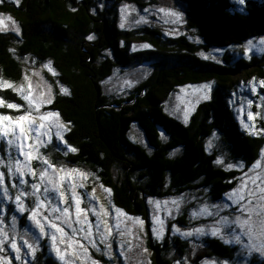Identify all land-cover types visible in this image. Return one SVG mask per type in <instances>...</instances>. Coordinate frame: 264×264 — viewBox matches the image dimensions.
Here are the masks:
<instances>
[{
  "label": "trees",
  "instance_id": "1",
  "mask_svg": "<svg viewBox=\"0 0 264 264\" xmlns=\"http://www.w3.org/2000/svg\"><path fill=\"white\" fill-rule=\"evenodd\" d=\"M244 1L242 11L233 0H190L187 25L202 40L198 46L186 35L167 36L158 27L121 28L120 6L130 3L143 9V0H1L0 14L13 15L19 33L0 32V99L26 108L25 97L15 90L30 66L51 63L56 76L46 78L53 100L43 109L58 114L66 126L64 141L50 140L44 149L54 165L59 161L87 170L110 190L117 208L145 220L150 219L152 199L203 189L211 201H219L236 188L240 176L215 163L220 153L228 152L232 162L250 168L264 145V133L257 137L241 129L233 104L239 75L264 82V53L247 57L231 51L264 37V0ZM141 40L152 48L134 51L133 44ZM202 50L224 54L218 60L205 59L199 54ZM116 72H142L143 83L128 89L125 97L111 98L105 82ZM206 82L213 83L211 96L187 124L168 113V102L181 88ZM258 94L263 95L264 88ZM21 114H26L23 108L17 112L0 106V115L16 119ZM134 127L148 147L133 139ZM215 134L222 151L207 147ZM7 139L0 140V168L9 179V153L15 160L18 149L9 148ZM28 216L26 212L20 218L21 225ZM185 219L179 220L183 226ZM149 237L153 264H174L188 254L189 244L180 236L154 242L149 231ZM205 243L208 251L198 254L194 264L213 256L233 258V251L220 240ZM35 260L57 264L46 243Z\"/></svg>",
  "mask_w": 264,
  "mask_h": 264
},
{
  "label": "rangeland",
  "instance_id": "2",
  "mask_svg": "<svg viewBox=\"0 0 264 264\" xmlns=\"http://www.w3.org/2000/svg\"><path fill=\"white\" fill-rule=\"evenodd\" d=\"M15 1V0H11ZM190 0H143V3L146 4V7L141 9L139 6L130 3H123L120 6L119 11V23L121 28L127 31H133L143 26L148 27H158L161 29L167 36L178 37L181 35L188 36V39L198 46H201L202 40L196 35V32L189 29L188 23V3ZM240 8L244 11L246 3L243 4L239 0H233ZM1 4V0H0ZM163 9V11H160ZM147 10V11H145ZM170 13L178 14L182 17L181 20H177L175 15H170ZM10 18V19H9ZM146 20L147 23L142 22ZM0 19L4 20V25L0 26V32H12L19 33V24L16 19L11 14H0ZM188 28V29H187ZM18 29V33L17 30ZM264 40V37L253 38L247 42L242 47H234L231 51H234L236 55L238 53H243V55L249 57L251 55H259L264 53V44H261L260 41ZM148 45V47H145ZM152 48L145 41H136L132 49L134 51L147 50ZM220 53V54H219ZM199 54L205 58L214 57L215 59H221L224 51L222 50H213L211 53H206L203 50ZM221 61V60H219ZM32 70H29L20 86L17 88L19 94L24 97H30L34 107H30L29 102L25 99L27 107L23 108L26 114L32 116V123L26 124L25 127L28 132V139L24 141L25 151H31L28 147L29 145L39 144L38 151L40 155L44 156L59 173L60 168H64L66 171L76 169L78 172L86 174V179L74 174L71 180L65 179L62 189L65 192L67 203H63L60 199L59 192H50L49 200L51 205L46 207H55L59 209L68 208L70 217L72 221V228L67 226V223H62V219H55L57 216H61V212H53L50 220H54L58 227H62L64 232L67 234L61 236L60 233L49 226V222L41 219V223L44 225L45 234L41 235L39 229L36 227L34 220L27 218L25 224L21 225L19 220L23 215L28 212L29 216L31 211L27 207L33 203L35 197L28 198L22 197L26 209L23 213L17 211L15 204V196L18 194V190L31 192L30 187L31 183H40L39 181V171L41 169H46L49 176H52L59 185V174H54L51 169H47V166L39 163L38 160H32L29 162V166L37 172L36 179H33L31 175H25V180L28 181V185H19L18 181L9 176V179L6 176V170L0 168V172L4 173V184L0 186V229L8 232V241L3 244L4 251L0 252V264H5V261L10 262V264H36V255L40 250V247L43 243H46L49 248V255L57 262V264H153V249L148 245L149 244V231L153 237L154 242H162L168 235L175 237L180 236L182 239L186 240L189 244L188 254L182 260H175L174 264L181 262V264H194V260L197 258L198 254L208 251V246L205 243L207 239L220 240L226 247H230V250L233 251V258H217L218 256H213L210 258H205L202 264H255L254 260H260L264 263V257L257 253H253L251 256H248L246 252L242 251V245H237L234 241L232 243H224L218 237H212L210 232L207 235H197L194 234L190 237L181 236L179 232L173 231V227L179 228L181 232L183 231H194L195 228H205L206 232L209 230L210 226L215 224V219L207 215H198L196 217L192 216V213H199L200 208L205 205L208 206L209 211H216L217 205L222 206L223 210L219 212L220 216H229L231 220L233 216L240 213L236 212L235 209L238 207L233 201L236 199L235 196L230 200L229 196L239 190L240 194L245 196V200L240 201L241 204H246L248 199L249 190L256 192V197H253V204L257 203V197L261 193L256 188V185H261L264 187V145L259 162V167H250L245 168L244 162H232L228 155V152L222 151L220 146L222 143L221 140L215 134L213 138L211 137L207 141L208 149L217 151L220 149L219 159L223 161L222 166H226L230 170H235L240 172L239 182L236 185V188L228 192V194L219 201H211L208 197L206 190L197 189L193 190V193H185L180 196L166 198V199H152L149 201L150 205V219L145 220L144 218H139L135 216L128 215L123 210L117 208L113 201L111 192L101 184L97 183L95 177L85 169L72 167L67 165L64 162H59V164L54 165L52 163V155L46 154L44 149L47 150V145L50 143V140L60 139L64 141V134L66 131V126L59 119L58 116H53L47 121H40L39 116L47 114L43 107L49 104L53 100V88L49 81L46 78V75L49 74L53 77L56 76V72L53 69L51 63H45L41 67H31ZM146 74V72L144 73ZM144 76L141 73H121L116 72L111 78H109L105 85L107 87V94L109 97H125L127 95L128 89H133L137 86L142 85ZM239 82L238 90L233 95V104L235 107V112L237 120L241 125V129L247 131L253 136L261 137L264 133V94L260 96L258 92L264 87L261 86V82L255 76L252 78H244V76L236 79ZM207 86V87H205ZM213 83H203L201 85H188L184 88H181L176 94H174L170 101L167 104L168 113L177 117L179 120L184 123H188L192 114L196 111L200 103L207 100L211 96ZM253 88L255 91L253 92ZM207 93L209 98H204ZM256 95L258 99H256ZM22 98V99H23ZM50 101V102H47ZM20 106V105H18ZM38 107L39 111H35V108ZM15 110V109H14ZM17 111V110H15ZM18 112V111H17ZM249 114H251L252 119H249ZM23 115V114H21ZM10 117L15 120L12 115ZM43 123L44 128H40L39 125ZM60 124L63 127L57 128L55 126L49 127V125ZM38 129L41 133L39 140L36 139V131ZM19 130L17 129V132ZM132 137L134 140L147 146V141L141 131L134 127L132 129ZM59 132L60 136L57 137L56 133ZM11 138V137H10ZM9 139V138H8ZM42 141V143H41ZM16 160L21 162V165L25 162V157L20 155L18 150V156L14 160H10L9 164L15 163ZM3 163L2 157L0 156V164ZM8 164V166H9ZM231 165V167H228ZM6 165V167L8 168ZM260 175V179L256 180V184L252 183V178ZM17 184V188L13 189L12 184ZM46 183V182H45ZM78 184L82 183L83 188L76 187L75 191L80 196L82 203L81 208L87 211L88 222L92 225V237L96 242V247L93 248L87 239H84L83 233L77 231L75 236L73 235V228L79 229L82 225L77 224L76 214H75V205L71 199V193L68 191V184ZM51 187V186H49ZM8 189V197L4 195L3 189ZM44 184H41V191L39 195L43 197ZM183 197L185 202L181 204L179 211L177 212L175 206L171 201ZM157 201H159V206H157ZM168 203H165V202ZM10 205H13L12 213L10 212ZM92 209H95L96 212H100L101 215L97 216L93 214ZM118 210V211H117ZM103 212H107V216H103ZM122 213L123 215H119ZM231 214V215H230ZM28 216V217H29ZM48 211H41V217H48ZM185 219L186 226H183L179 223V220ZM40 218V217H38ZM136 218H139L140 221H143V224L136 222ZM255 218V217H254ZM16 220L15 228H13L12 221ZM163 221V224L160 222ZM104 222L112 228V236L107 238V243L111 244V248H106L104 243L100 242V236L96 231L97 223L100 224L101 231L104 229ZM119 223V232H124L125 234L121 236L118 234L116 225ZM150 224V229L148 228ZM155 228L157 234L161 236L160 239L156 238V234H153L152 229ZM161 228L163 231L161 232ZM127 230V231H126ZM235 234H240L239 229H234ZM130 233V234H129ZM27 234V235H25ZM56 235V247L63 254V259L57 256L56 252L52 247L51 236ZM15 237V242L17 246L21 248V259L16 258L15 252L10 247V241ZM138 237V238H137ZM33 238L36 241V248L38 249L35 252V255L28 253L27 247L24 245V241L27 240L28 243H33ZM171 239V238H170ZM225 239H233L232 235L225 234ZM126 241H130L132 251L128 252L127 249L129 244ZM242 243H246V240L242 237ZM80 245H84L83 248ZM86 249V251H85ZM146 249V251H144ZM124 252L125 255H121Z\"/></svg>",
  "mask_w": 264,
  "mask_h": 264
},
{
  "label": "snow or ice",
  "instance_id": "3",
  "mask_svg": "<svg viewBox=\"0 0 264 264\" xmlns=\"http://www.w3.org/2000/svg\"><path fill=\"white\" fill-rule=\"evenodd\" d=\"M239 2L243 4L244 0H239ZM99 6L103 7L102 4H100ZM160 11H163V9H160ZM170 15H175L177 20L182 19V17H180L178 14L170 13ZM141 20L142 22L147 23V21L143 20V18H141ZM3 25H4V20L0 19V26H3ZM121 26L123 27V25ZM16 31L18 33V29ZM89 39H93V37L90 36ZM260 43L264 44V40H261ZM249 44L251 45V42H249ZM145 47H148V45H145ZM205 59H207V57H205ZM219 62L220 61H217V63ZM261 86L264 87V82H261ZM7 87H12V86L9 84L7 85ZM61 91L66 95L68 94L67 89H61ZM254 91H255V88H253V92ZM204 98H209L207 93L205 94ZM25 99L28 100L30 107H34L30 97H25ZM47 102H50V101H47ZM0 106L7 107L9 109H15L17 111L20 110V106L16 105L15 103H6L3 99H0ZM35 111L38 112L39 108L36 107ZM53 116H58V114L53 113V112H48L47 114L40 115L39 120L47 121ZM249 119H252L251 114H249ZM31 123H32V116L28 114L20 115L15 120H13V118L8 115H0V140L9 138L7 139L9 148L14 146L16 149L19 150L20 155L25 157V162L23 165H21V162L19 160H16L14 165L9 164L8 174L9 176L15 178L18 181L19 185H28V181L25 180L24 178L25 175H31L33 179H36L37 177V172L29 166V162L32 160H38L39 163L47 166V169H51L54 174L62 173V174H59V185L60 186L57 185V181L52 176H49L48 171L46 169H41L39 171L40 183H31L30 185L32 189L31 192H25V191L18 190V194L15 196L16 209L17 211L23 213L26 209V205L22 197H28V198L35 197V199L33 200V203L27 206L29 210L31 211V215L28 218L34 220L36 227L39 229L40 234L41 235L45 234L44 225L41 223V219H44L49 222V226L54 228L56 232L60 233L61 236H65L67 234L64 232V229L62 227H58L56 223L54 222V220H50L49 218L51 217L53 212H61V216H57L55 217V219L63 218L62 223H67V226L69 228H72V221L69 219L70 217L69 209L67 207L62 210L59 208H55V207H50V208L46 207V204L51 205V201L49 200L48 194L50 192H59L61 201L63 203H67L65 192L62 189V185L65 179L67 178L68 180H71L74 174L79 175L85 179L87 177H86V174L82 172H78L76 169L66 171L64 168H60L59 173H57L56 167H54L47 159H45L44 156L40 155L38 151L39 144L29 145L28 147L31 149V151H25L24 141L28 139V132H27L25 125L31 124ZM53 126L57 128L63 127L62 125L58 123L55 125H49V127H53ZM39 127L44 128V124L41 123ZM17 129L19 130L18 132H17ZM34 130L36 131V139L39 140L41 133L39 132L38 129H34ZM56 135L57 137H59L60 133L57 132ZM68 150L72 152L76 151L75 148H70ZM9 160H12V156L10 153H9ZM215 163L222 164L223 161L220 159H217ZM228 167H231V165H228ZM253 167H259V162H255ZM260 175L261 174H258L257 176L252 178L253 184H256V180L260 179ZM3 184H4V173L0 172V186H3ZM41 184H44L43 197L39 195L41 191ZM76 187L83 188L84 185L82 183H78V184L69 183L68 184V191L71 193V199L75 205V214H76L75 222L77 224L82 225L79 229H76V228L72 229L73 235L75 236V233L77 231H80L81 233H83L84 239H87L89 243L91 244V246L95 248L96 242L93 239H91L92 225L91 223L88 222L87 211L80 207L82 200L75 191ZM12 188L16 189L17 184L13 183ZM256 188L261 193V195L257 197V203L255 205L253 204L252 198L256 197V192L253 190H249L248 199H247L246 204L240 203V201L245 200V196L240 194L239 190H237V192H234L229 196L230 200L233 198V196L236 197V199L233 201L235 204L238 205L235 211L240 213L238 215L233 216L231 220L229 219V216L219 215V212L223 210L222 206H219V205L215 206L216 211L213 212V211H209L208 206L205 205L204 207L200 208L199 213H192V216L196 217L198 215H207L215 219V224L210 226L207 232L205 228H202V227L195 228L194 231L181 232V230L176 227H173L172 230L179 232L180 235L184 237H190V236H193L194 234L203 236V235H207L210 232L212 237H218L221 240H223V242L226 244L232 243L234 241L237 245H242L241 250L246 252L248 256H251L255 252L261 255L262 257H264V187H262L261 185H256ZM3 191H4L5 197L7 198L8 189L4 188ZM107 191L110 194V190H107ZM184 202L185 200L183 197H180L178 199L171 201V203L175 206V209L177 212L179 211L181 204ZM156 203H157V206H159V201H157ZM165 203H168V202L166 201ZM42 210L48 211L49 216L41 217ZM92 211L94 215H97V216L101 215V213L96 212L95 209H92ZM107 215H108L107 212H103V216H107ZM119 215H123V214L119 213ZM136 222L140 223L141 225L143 224V221H140L139 218H136ZM160 223L163 224V221H161ZM15 224H16V220L13 219L12 221L13 228H15ZM115 227L118 231V234H120L121 236L125 234L124 232H119V223H117ZM236 228L239 229L240 234H235L234 229ZM96 231L100 236V242L104 243L106 248H111V244L107 243L106 241L108 237L112 236V228H110L107 225V223L104 222V229L103 231H101L100 224L97 223ZM162 231L163 229L161 228V232ZM152 232L153 234H156L157 239L161 238V236L157 234L155 228L152 229ZM225 234L232 235L233 239H225ZM8 236H9L8 232L4 231L3 229H0V252L4 251L3 244L6 241H8ZM242 237L246 240V243H242ZM51 240L53 242L52 243L53 250L56 252L58 257L63 259V254L56 247V241H57L56 235H52ZM126 243L129 244L127 251L131 252L132 247H131L130 241H126ZM35 244H36L35 238H33V243L31 244L28 243L27 240L24 241V245L27 247L28 253L33 256L35 255V252L38 250ZM10 247L15 252L16 258L21 259V248L17 246V243L15 242V237H13L12 240L10 241ZM80 247L83 248L84 245H80ZM144 251H146V249H144ZM121 255H125V253L122 252ZM5 264H10V262L5 261ZM177 264H181V262L178 261ZM225 264H227V262H225Z\"/></svg>",
  "mask_w": 264,
  "mask_h": 264
}]
</instances>
